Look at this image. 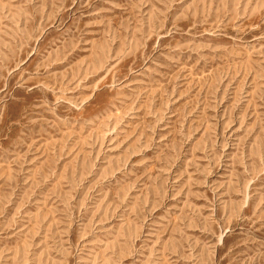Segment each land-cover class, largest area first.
<instances>
[{
  "label": "rangeland",
  "instance_id": "374dc122",
  "mask_svg": "<svg viewBox=\"0 0 264 264\" xmlns=\"http://www.w3.org/2000/svg\"><path fill=\"white\" fill-rule=\"evenodd\" d=\"M0 264H264V0H0Z\"/></svg>",
  "mask_w": 264,
  "mask_h": 264
}]
</instances>
